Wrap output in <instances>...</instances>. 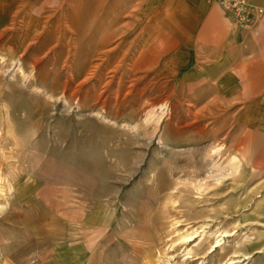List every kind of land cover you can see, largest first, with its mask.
I'll use <instances>...</instances> for the list:
<instances>
[{"label": "rangeland", "instance_id": "rangeland-1", "mask_svg": "<svg viewBox=\"0 0 264 264\" xmlns=\"http://www.w3.org/2000/svg\"><path fill=\"white\" fill-rule=\"evenodd\" d=\"M129 12L124 24L102 0H46L38 39L22 56L0 55V207L21 177L37 179V154L73 145L120 196L133 184L153 195L151 264H264V222L250 221L247 196L261 187L231 170L226 140L202 142L197 127L175 122L163 146L167 107L147 105L148 91L138 98L129 71L139 28Z\"/></svg>", "mask_w": 264, "mask_h": 264}, {"label": "crops", "instance_id": "crops-1", "mask_svg": "<svg viewBox=\"0 0 264 264\" xmlns=\"http://www.w3.org/2000/svg\"><path fill=\"white\" fill-rule=\"evenodd\" d=\"M247 1L253 9L247 26L237 25L214 0H102V8L123 10L124 24L130 11L139 27L129 71L138 75L133 78L138 98L148 91L147 105L167 107L163 146L174 145L178 121L191 133L197 127L202 142L226 140L231 170H244L252 190L261 187L247 194L255 195L250 221L259 223L264 222V0ZM45 11L46 0H0L2 57L22 56L38 39ZM159 89L166 91L163 101ZM152 115L157 123V112ZM57 148L37 154V179L21 177L12 199L0 207V264H151L146 251L153 195L138 193L133 184L120 196L115 178L102 183L91 170L85 148Z\"/></svg>", "mask_w": 264, "mask_h": 264}, {"label": "built area", "instance_id": "built-area-1", "mask_svg": "<svg viewBox=\"0 0 264 264\" xmlns=\"http://www.w3.org/2000/svg\"><path fill=\"white\" fill-rule=\"evenodd\" d=\"M223 13L233 19L239 26H247L251 22L250 15L253 12L247 0H214Z\"/></svg>", "mask_w": 264, "mask_h": 264}, {"label": "bare ground", "instance_id": "bare-ground-1", "mask_svg": "<svg viewBox=\"0 0 264 264\" xmlns=\"http://www.w3.org/2000/svg\"><path fill=\"white\" fill-rule=\"evenodd\" d=\"M216 247L218 246V244L215 245ZM233 263V262H232ZM231 264V263H230Z\"/></svg>", "mask_w": 264, "mask_h": 264}]
</instances>
